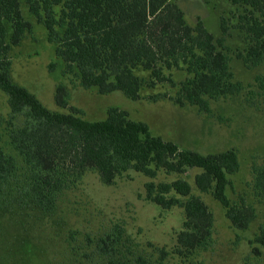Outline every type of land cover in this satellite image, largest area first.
I'll return each mask as SVG.
<instances>
[{"label":"rangeland","instance_id":"obj_1","mask_svg":"<svg viewBox=\"0 0 264 264\" xmlns=\"http://www.w3.org/2000/svg\"><path fill=\"white\" fill-rule=\"evenodd\" d=\"M172 1L183 9L188 24L195 26L201 20L216 38L222 34V16L229 26L225 51L234 80L243 89L210 98L207 111L189 102L176 103L188 77L183 69H164L170 80L151 86V71L136 67L135 74L143 81L138 100L120 90L102 93L98 86L84 87L78 69L68 70L57 56L58 41L49 40L46 26L31 13L26 0H20L21 9L31 27L9 52L11 79L54 112L71 113L77 108L82 118L99 121L107 117L109 108L118 107L128 111L130 118L148 123L153 135L176 142L181 149L204 155L235 149L240 167L229 175L226 194L231 203L244 197L255 208V219L248 229L236 228L212 191L197 187L199 168L185 173L159 170L156 177L130 170L113 184L104 183L96 170H88L57 194L53 209L40 207L29 192V170L10 137L11 130L23 126L28 116L13 117L9 96L0 89V149L13 155L18 164L0 188V264H160L162 249L168 252L163 264H264V244L256 241L264 227V196L254 184L255 168L264 163V90L257 81V77L264 78V61L247 66L238 57L247 47L245 34L237 27L243 6L229 0ZM56 11L59 14L60 7ZM58 31L63 36L64 28ZM10 36L8 24V40ZM60 85L69 94L66 107L56 101ZM178 178L191 184L190 196L201 198L213 214L212 242L206 249L180 247L177 236L186 221L183 206L163 208L147 198V182ZM179 197L182 201L189 198Z\"/></svg>","mask_w":264,"mask_h":264},{"label":"trees","instance_id":"obj_2","mask_svg":"<svg viewBox=\"0 0 264 264\" xmlns=\"http://www.w3.org/2000/svg\"><path fill=\"white\" fill-rule=\"evenodd\" d=\"M229 1L244 7L237 27L245 34L247 47L238 57L247 66H258L264 61V0ZM26 2L31 13L46 26L49 40L58 41L57 56L65 61L68 70L78 69L86 88L98 86L102 93L120 90L138 100L143 81L134 70L143 66L152 73L151 86L170 80L164 69L187 71L188 77L175 99L181 106L189 102L207 111L210 98L237 94L243 89V84L234 80L230 56L225 51L229 26L223 16L222 34L216 38L203 21L195 26L188 24L185 12L172 0ZM30 27L20 0H0V89L9 96L13 117L22 113L28 116L23 126L11 130L10 137L29 170V192L40 207L53 209L57 194L88 170H96L104 183L113 184L130 170L156 177L159 170L185 173L189 168H199L197 187L203 192L212 191L236 228L248 229L256 217L255 208L244 197L231 203L226 194L231 184L229 175L240 167L235 149L207 155L181 149L178 143L153 135L148 123L130 118L128 111L118 107L109 108L107 117L99 121L82 118L77 108H72L71 113L54 112L26 87L14 83L8 55ZM58 27L64 28L63 36ZM257 81L264 90V78L257 77ZM68 96L60 85L57 104L66 107ZM17 170L16 158L0 149V188ZM254 184L264 196V163L255 168ZM146 188L147 198L163 208L184 207L186 221L177 236L180 247L194 250L210 246L213 214L201 198L190 196L192 186L187 180L149 181ZM179 196L189 198L182 201ZM256 241L264 244V227ZM167 256L162 249L159 263L163 264Z\"/></svg>","mask_w":264,"mask_h":264}]
</instances>
